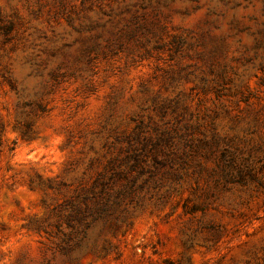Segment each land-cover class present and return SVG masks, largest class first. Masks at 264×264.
I'll list each match as a JSON object with an SVG mask.
<instances>
[{"label":"rangeland","instance_id":"1","mask_svg":"<svg viewBox=\"0 0 264 264\" xmlns=\"http://www.w3.org/2000/svg\"><path fill=\"white\" fill-rule=\"evenodd\" d=\"M0 13L14 25L0 33V264H264V0H0ZM187 122L225 138L204 166L186 156L177 178L163 154L123 160ZM114 159L110 202L154 176L121 199L115 232L85 233L65 216Z\"/></svg>","mask_w":264,"mask_h":264},{"label":"trees","instance_id":"2","mask_svg":"<svg viewBox=\"0 0 264 264\" xmlns=\"http://www.w3.org/2000/svg\"><path fill=\"white\" fill-rule=\"evenodd\" d=\"M13 29V22L6 21L0 13V33L4 35V43L10 40ZM37 106L39 110H44L41 102L37 103ZM179 125L180 122L177 121L176 126ZM2 129L3 123L0 116V131ZM224 141V136L217 131L213 122H187L180 128L175 127L174 133H171V131L162 132L157 140L152 142L150 147H148L147 144H143L141 147L129 146L126 149H123L126 153L123 160H125L126 163H130L131 169L133 170L135 167L140 168V164L142 165V163L145 162L146 157L150 154L149 152H154L152 155L156 161L159 159L158 156L163 154L166 157L164 160L159 161L160 164L162 166L174 168V173L176 171V177L178 178V176L180 177L179 171L182 169L186 170L185 164H189L185 159L186 156H192V161L195 160L197 162L196 167L204 166L201 161L196 159L198 155L214 153L223 146ZM3 148L4 142L0 135V153L3 151ZM13 149V147L10 148V150ZM129 160H132V162H128ZM116 166V160H110L105 170L98 173L92 185L85 189L86 192L82 196L76 197L79 201H83V204L85 205L84 208L80 207L79 202L71 201L72 210L66 214L65 218L66 220L71 221V219L73 220L75 217L77 218L80 216L81 220L86 221L87 223L86 228L84 229L85 233H88L90 228H94L99 224L102 225L100 232H103L105 227H109L111 232H115L120 226L122 213L124 211L121 206V199L124 196H132V200L135 194L138 193V189L142 190L145 188V184L154 176V173H151V176L143 181L144 184L134 187L135 182L138 179V176H135L131 183V187L129 186L127 191H125L126 195H122V198L110 202L108 199H104V195L114 184L113 181L116 178L115 176H117V170L115 169ZM143 171H145L144 168ZM47 187L51 188V183L47 184ZM197 209L198 207L194 206L191 210L194 211ZM85 236H87V234H85ZM67 241L68 240H66V242Z\"/></svg>","mask_w":264,"mask_h":264}]
</instances>
